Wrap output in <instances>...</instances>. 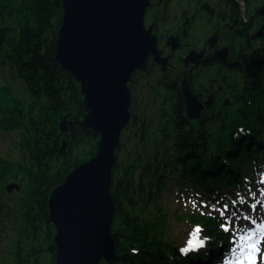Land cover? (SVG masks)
<instances>
[{
    "label": "trees",
    "instance_id": "obj_1",
    "mask_svg": "<svg viewBox=\"0 0 264 264\" xmlns=\"http://www.w3.org/2000/svg\"><path fill=\"white\" fill-rule=\"evenodd\" d=\"M241 1L248 7L245 13L231 0V34L239 36L231 70L224 73L231 114L225 111L210 120L203 115L189 123L185 100L178 95L174 113L158 115L163 125L153 133V118L148 122L132 112L135 133L117 152L111 189L117 257L102 264H214L228 250L221 219L195 213L180 218L204 227L209 249L185 254L165 238L167 217L160 198L175 180L211 199L223 184L240 186L244 175L264 164V38L251 44L248 34L258 26L243 17L264 0ZM63 13L61 0H0V66L13 82L0 87V133L16 132L20 153L16 161L0 157V232L9 230L12 240V257L2 264H56L51 195L76 166L98 152L99 136L82 124L81 85L56 62ZM68 115L74 126L64 133L61 123ZM127 141L137 149L126 151ZM11 178H19L23 191L7 190Z\"/></svg>",
    "mask_w": 264,
    "mask_h": 264
},
{
    "label": "water",
    "instance_id": "obj_2",
    "mask_svg": "<svg viewBox=\"0 0 264 264\" xmlns=\"http://www.w3.org/2000/svg\"><path fill=\"white\" fill-rule=\"evenodd\" d=\"M61 2L64 13L56 62L79 81L84 107L82 124L99 136V145L96 156L76 166L51 195L56 264L111 263L117 257L113 235L117 208L111 189L121 135L132 120L130 83L136 72L148 67L150 56L164 63V69L168 68L169 58L161 59L153 28L145 26L151 0ZM233 2L242 5L237 0ZM255 15L264 16V6ZM263 36L264 24L251 38L257 41ZM191 56L186 66L196 63ZM183 95L187 119L200 120L206 107L200 99L202 95L193 92L187 80ZM227 100L225 107L232 105ZM69 117L61 123L64 133L74 126ZM62 151L67 153L66 142ZM13 188L19 189L11 185L7 190L12 192Z\"/></svg>",
    "mask_w": 264,
    "mask_h": 264
},
{
    "label": "flooded vegetation",
    "instance_id": "obj_3",
    "mask_svg": "<svg viewBox=\"0 0 264 264\" xmlns=\"http://www.w3.org/2000/svg\"><path fill=\"white\" fill-rule=\"evenodd\" d=\"M263 6L261 4L249 12L251 23L258 26L255 31L249 32L251 40V35L264 24V16L255 15ZM145 26L147 29L153 28L161 59L169 58L168 68L164 69V63L159 64L150 56L148 67L136 72L130 83L132 105L133 88L140 80L150 82L153 78L156 79L155 85L161 88L157 91H163L159 95V102L164 105L165 113L170 109L174 113L175 102L180 98L178 95L185 100V80L193 92L202 95L200 99L206 105L200 119L203 115L210 118L219 114L225 100L229 99L227 102L231 103V89L224 73L231 70L235 36H239L235 32L231 34V0H151ZM263 38L252 40L251 44L260 43ZM191 54V59L196 63L186 66ZM131 85L134 87L131 88ZM208 101H211V105H207Z\"/></svg>",
    "mask_w": 264,
    "mask_h": 264
},
{
    "label": "rangeland",
    "instance_id": "obj_4",
    "mask_svg": "<svg viewBox=\"0 0 264 264\" xmlns=\"http://www.w3.org/2000/svg\"><path fill=\"white\" fill-rule=\"evenodd\" d=\"M237 1L242 4V12H247L248 7L246 4L241 0ZM254 5L257 6L258 2L254 1ZM243 17L245 22H248L249 18L245 15ZM8 78V71L2 70L0 66V87H7L13 84V82L8 81ZM149 81L147 79L140 80V83L133 88L135 103L132 105V110L139 119L147 117L149 122L153 118V122H149V126L151 132L154 133L163 125L159 121L160 118L158 119L157 117L164 113V105L159 102V95L163 94V91H160L161 88L155 85V78ZM157 89L160 90L157 91ZM18 96L24 97V91L19 93ZM229 107L221 106L220 113L226 111L231 114V109L227 110ZM217 116L218 114L214 118ZM134 133L135 130L129 125L123 131L121 143ZM16 141V132L11 135L0 133V157L10 161L20 160L19 150L16 149ZM135 148L132 141H127L126 151H132ZM11 185L19 187V189L13 188L12 192H10L11 194L23 191L19 178H11V181L6 183L5 187L7 188ZM178 185L175 180L168 183L162 192L160 204H162L165 211L164 215L167 217L165 238L175 243L181 250L187 248L189 241L193 239H200L206 248L208 245L207 240L204 238V227L180 218L182 215L187 216L196 213L203 216L216 215L220 217V228L229 233L231 247L230 251L223 256L224 258L217 260L216 264H237V258L241 256L247 247L246 241L240 239L242 235L247 236L248 233H252L258 240L264 236V164L261 165L259 171L244 175L240 187L238 185L223 184L219 195L211 199L204 193H197L200 191L191 184L186 185L187 187ZM182 189L186 192L182 191ZM257 226L260 227L257 228ZM197 229H199L198 233ZM193 231L196 233L195 235H193ZM9 232V230L6 233L0 232V264L9 261V258L12 257L9 252L12 245ZM198 251V249L194 248V250H190L187 253ZM258 264H264V243H261Z\"/></svg>",
    "mask_w": 264,
    "mask_h": 264
},
{
    "label": "snow or ice",
    "instance_id": "obj_5",
    "mask_svg": "<svg viewBox=\"0 0 264 264\" xmlns=\"http://www.w3.org/2000/svg\"><path fill=\"white\" fill-rule=\"evenodd\" d=\"M253 207H255V205H253ZM196 231L198 233L199 229ZM193 235H195V233ZM240 239L246 241L247 247L244 249L241 256L237 258V264H257L258 257L261 253V243H264V241L258 240L252 233H248L247 236L242 235ZM190 250H194L191 240L189 241L188 247L182 249V251L187 253Z\"/></svg>",
    "mask_w": 264,
    "mask_h": 264
}]
</instances>
